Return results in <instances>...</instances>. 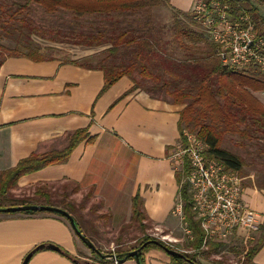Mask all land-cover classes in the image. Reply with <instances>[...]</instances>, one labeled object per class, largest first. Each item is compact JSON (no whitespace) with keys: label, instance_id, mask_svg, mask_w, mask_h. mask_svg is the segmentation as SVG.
Masks as SVG:
<instances>
[{"label":"crops","instance_id":"0c3cea01","mask_svg":"<svg viewBox=\"0 0 264 264\" xmlns=\"http://www.w3.org/2000/svg\"><path fill=\"white\" fill-rule=\"evenodd\" d=\"M160 1L152 18L167 28L171 14H190L196 2ZM82 52L85 56L67 61L9 58L1 66L0 172L32 155L65 148L68 136L78 130L88 129L91 138L78 145L66 161L22 177L11 193L17 199L33 198L37 188L49 187L54 193L66 186L70 193L67 202L80 204L92 192L85 210L93 213L98 208L99 215L107 216L114 225L132 218L133 200L138 197L148 222L177 231L174 209L179 198V172L169 157L182 144L178 122L184 107L140 89L126 95L134 86L129 77L101 95L104 73L69 63L92 54L86 49ZM72 187L79 190L72 193ZM243 199L261 214L264 226V190L246 187ZM81 218V226L92 234L88 238L93 242L97 233L85 216ZM42 244H55L76 258L86 254L85 245L63 217L47 213L0 215V264H24L27 255ZM143 258L145 264H173L169 255L157 248L146 251ZM254 263L264 264V247ZM27 264L76 263L61 252L44 249ZM124 264L137 262L133 259Z\"/></svg>","mask_w":264,"mask_h":264},{"label":"trees","instance_id":"16d2710c","mask_svg":"<svg viewBox=\"0 0 264 264\" xmlns=\"http://www.w3.org/2000/svg\"><path fill=\"white\" fill-rule=\"evenodd\" d=\"M253 1L264 6V0H234L232 6L245 9L254 20L258 33L264 35V17ZM160 2L0 0V68L9 58H27L33 62L56 60L58 57L49 55V52L58 49L60 45L93 51L91 55L70 60L69 63L102 71L105 83L101 95L123 77H129L134 86L126 95L140 89L153 98L183 106L178 122L182 144L186 142V132L194 135L209 146V159L221 162L228 170L236 172L241 180L243 178L244 188L252 186L264 190V176L256 180L244 172L246 167L253 166L256 161H261L264 166V102L259 97L264 92V75L257 68L244 72L224 68L216 56L215 45L194 22L191 13H174L173 22L168 28L158 26L157 20L152 18V11ZM187 21L194 23L201 31L190 28ZM35 38L49 44L40 45L35 42ZM135 74H139L142 80L136 79ZM143 80L151 81L153 85H146ZM226 138L240 150H244L245 156L252 162L249 163L240 154L224 148ZM67 140L66 147L61 150L32 155L21 160L15 167L0 172V197L12 192L22 177L66 161L78 145L91 140L89 130H78L70 134ZM182 179L183 174L179 172V197L185 203L186 225L193 233V240H188L186 250L197 251L203 245L204 234L192 211L187 185L180 187ZM78 190L77 187H72V193ZM69 195L66 186L62 192L54 193L49 187L37 188L35 197L2 201L0 208L24 205L60 208L73 216L81 232L87 237L76 215L89 201L92 192L78 207L73 202H67ZM145 218L142 201L137 197L133 200L132 219L140 221ZM150 241L154 239L142 240L131 251ZM229 246L230 244H208L207 251L201 254L202 258L221 254L223 248ZM263 247L262 225L259 237L244 246L237 264H255L254 258ZM152 248L163 250L154 244L147 245L139 255L140 264H145L144 254ZM34 250V255L40 251L37 247ZM91 253V261H81L69 253L61 252L76 264H115L113 260L101 259L96 253ZM126 253L118 252L114 255L121 260ZM182 254L184 257L169 256L172 263L202 264L199 253L195 256L184 252Z\"/></svg>","mask_w":264,"mask_h":264},{"label":"built area","instance_id":"2783aa9c","mask_svg":"<svg viewBox=\"0 0 264 264\" xmlns=\"http://www.w3.org/2000/svg\"><path fill=\"white\" fill-rule=\"evenodd\" d=\"M232 3L234 0H196L191 15L215 45L216 56L224 68L239 72L257 68L264 75V35L258 33L251 15ZM185 137L186 142L173 151L169 160L183 174L180 187L187 185L192 211L204 234L202 247L211 243L256 241L263 225L262 216L244 202L245 188L239 175L221 162L209 159V146L205 142L187 132ZM184 207L179 197L174 215L182 221L183 231L192 241ZM171 241L179 240L170 236L162 239L167 245Z\"/></svg>","mask_w":264,"mask_h":264},{"label":"rangeland","instance_id":"374dc122","mask_svg":"<svg viewBox=\"0 0 264 264\" xmlns=\"http://www.w3.org/2000/svg\"><path fill=\"white\" fill-rule=\"evenodd\" d=\"M255 2V1H253ZM255 6L258 7L259 12L261 16L264 17V6H259L255 2ZM184 13V12H183ZM173 22V16L171 14L170 16V25ZM190 25V28H195L196 30L201 29L194 25V23L190 24L189 21H187ZM35 42L39 43L40 45H48V42L42 41L38 38L34 39ZM54 45V44H53ZM61 47H58V49L54 51H50L49 55H53L55 57H58L62 60L68 59H77L79 57H82L85 54L82 52L83 48H76L69 45H60ZM85 50V49H84ZM88 51V50H87ZM88 53H94L93 51H90ZM51 55V56H52ZM136 79L142 80L141 76L139 74H135ZM144 81V80H143ZM146 85H153L151 81H144ZM260 100L264 102V92H262L260 95ZM223 147L234 152L240 154L243 158H246V160L251 163L252 161L249 160L245 156V151L240 150L238 147L235 146L234 143L230 142L228 138L225 139ZM245 174L248 176H252L253 178H256V180L262 179V176H264V166L262 165L261 161H256V163L253 166L246 167L244 170ZM243 180V178H242ZM246 180V178H245ZM16 195L13 193H8L7 195L0 197V202L2 201H10V200H18L15 198ZM83 201V200H82ZM74 202L75 205L80 206V204H77L76 201ZM5 203V202H4ZM85 207V205H84ZM83 207V208H84ZM81 209L79 213L77 214L78 219H80V224L82 225V216H85L84 220L89 222L94 232H96V238L94 239L93 243L98 248H101L103 254H116L118 252H128L131 251L135 246H138L139 243L142 242V240L146 238H153L154 240L162 243L166 247L170 249L177 250L181 253H188L191 256H195L198 254L199 260L202 259V255L204 252L207 251V247H201L198 251L189 250L188 252L186 249H188V238L185 232L183 231L184 225L182 224V221L180 219L176 220L175 227H178L177 231H168L164 228L154 226L150 222H148L147 218L135 221L132 218L128 220L125 224L122 225H114L112 222L109 221V218L107 216H101L98 213V208H96L93 213L89 212V210ZM85 210V211H84ZM1 215V214H0ZM8 215V214H6ZM133 217V216H132ZM180 223V224H179ZM90 230V229H89ZM87 237H92V234H90L87 230ZM166 236H170L171 238L179 240L178 243L171 241L169 245L162 242V239ZM191 241V240H190ZM244 242L237 241L236 243H231L228 248H223V251L219 255H211L208 258H205L207 261H214V262H223V263H229V264H237L239 260V255L241 251L243 250ZM187 247V248H186ZM86 248V254H83L84 256H80L78 259L81 261H91L92 260V253L91 251L85 246Z\"/></svg>","mask_w":264,"mask_h":264},{"label":"water","instance_id":"95a60500","mask_svg":"<svg viewBox=\"0 0 264 264\" xmlns=\"http://www.w3.org/2000/svg\"><path fill=\"white\" fill-rule=\"evenodd\" d=\"M25 212L50 213V214L62 216L63 218H65L69 222L75 236L91 252L96 253L98 256H100L101 259H109V260L117 261L118 264H124L128 259H135L137 264H140L139 255H140L142 249L145 248L147 245H150V244H154L156 246H159L169 256L184 257V255L181 252H178L177 250H174V249H170V248L166 247L165 245H163L162 243L154 240V241H150V242L145 243L141 248L127 252L125 258L119 260L118 257L114 254H103L102 252H100L96 248V246L93 244V242L89 238H87L85 235H83V233L81 232V230H80L76 220L73 218V216L63 209L52 207V206H44V205H24V206L0 208V214H21V213H25ZM44 249L52 250L55 252H62L61 248L55 244H42V245L37 247V250H44ZM35 251L36 250H33L32 252H30L27 255V257L24 260V264H27L29 262V260L34 255ZM189 262H191V261H189ZM191 264H194V263H191Z\"/></svg>","mask_w":264,"mask_h":264}]
</instances>
